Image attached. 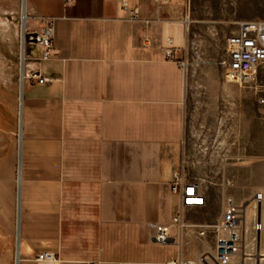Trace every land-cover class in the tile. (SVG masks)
Here are the masks:
<instances>
[{
  "label": "crops",
  "instance_id": "obj_1",
  "mask_svg": "<svg viewBox=\"0 0 264 264\" xmlns=\"http://www.w3.org/2000/svg\"><path fill=\"white\" fill-rule=\"evenodd\" d=\"M23 6L34 38L42 19L55 20V52L43 60L29 45L21 90L16 73L0 71V264L15 252L16 264H35L44 253L58 264H162L171 260L150 256L157 226L179 238L174 218L217 219L228 196L243 205L257 194L264 251V183H246L241 165L229 176L194 162L239 157L242 93L218 61L189 72L181 0H0L1 65L18 59ZM35 74L53 82L41 85ZM189 134L219 152L194 150ZM190 166L210 184L206 205L194 211L172 191L174 173L186 178ZM260 172L264 164L250 169L252 178ZM182 247L178 257H196Z\"/></svg>",
  "mask_w": 264,
  "mask_h": 264
},
{
  "label": "rangeland",
  "instance_id": "obj_2",
  "mask_svg": "<svg viewBox=\"0 0 264 264\" xmlns=\"http://www.w3.org/2000/svg\"><path fill=\"white\" fill-rule=\"evenodd\" d=\"M181 3L188 20L189 43L187 61L189 64L188 70L191 73L207 68V65L214 61H218L220 68L224 69L223 62L227 59L225 44L227 39L237 32L239 23L245 21L264 22V0H181ZM19 31L20 45L18 49V59L13 64H0V71L3 67L4 71L8 70L11 73H16L18 76V86L21 90L22 81L20 80L22 79V73L24 72L27 76L28 69V59L25 60L26 63L24 66L21 63V23ZM28 55L31 57V52H28ZM233 87H236L237 90L242 93L241 112L243 126L242 142L239 145L241 148L239 157H237V159H221L218 157V159L214 158L212 160L208 158L202 161L195 160L194 162L195 165L198 163L207 165L205 169L209 173L211 170L220 171L221 173L226 171L229 176L232 174L235 165H241L244 169V179L246 183L251 184L252 181L255 183H264V174L262 172L256 174L254 178H252L250 174V169H256L264 164V94L256 92L254 88H241L236 85H233ZM227 111L229 120V106ZM192 123L191 116L188 114L187 126L189 132L192 130ZM189 138H191L193 142L192 147L196 151L206 150L219 152L217 149L220 145L210 142L209 139L203 135L189 134ZM207 171L206 173H208ZM184 173L188 182L199 183L203 189L210 186V184L203 182V179L206 178L208 174H203L197 166H190ZM227 185L230 187L228 183ZM246 195L247 192L243 191L241 200H244ZM253 201L254 199L251 201L249 200L247 203L243 204V206H248ZM258 210L259 204L257 205L255 203L248 208L249 217L250 214H253V216L250 220H247L246 225L248 233L244 241L242 252L237 256L235 264H264V251L258 249V236L251 230L253 226H248V223L255 219L254 215L258 213ZM222 215L217 213V219H212L210 217L204 218L194 214L192 215L191 224L206 228L214 226L218 224V220ZM181 243L182 246L184 245V249L186 247L188 251L196 253V257L191 259H197L205 254L213 256L216 236L209 234L206 239H200L194 234H191L188 237H182ZM178 255L179 248L175 245H154L150 249V256L156 261L165 262L177 258ZM16 263L17 253L15 252L13 254V261L8 264Z\"/></svg>",
  "mask_w": 264,
  "mask_h": 264
},
{
  "label": "built area",
  "instance_id": "obj_3",
  "mask_svg": "<svg viewBox=\"0 0 264 264\" xmlns=\"http://www.w3.org/2000/svg\"><path fill=\"white\" fill-rule=\"evenodd\" d=\"M74 0H66L67 4ZM169 4L172 0H159ZM127 10V4L124 5ZM131 17L138 18V12H131ZM21 63H26L29 45L35 43L42 50V59L48 60L54 55V19H42V30L38 38L28 33V15L26 7L21 11ZM146 45L150 44L146 40ZM227 59L223 62L225 79L227 83L241 88H254L256 92L264 94V22L245 21L238 25L237 32L229 37L225 44ZM166 57L172 58L173 51L167 50ZM25 79V73H22ZM33 78L41 85L53 81L40 75ZM264 100V99H263ZM172 191L182 199V207L187 211H194L206 205L204 191L199 183L188 182L181 171L175 172L172 181ZM262 194H257L254 202L259 204ZM237 203L234 197L228 196L224 202V212L220 222L214 226L203 227L185 223L180 217L173 220L179 230V238L172 235V229L168 226H157L153 242L160 246L177 245L182 248V236L184 232L193 231L200 239H206L209 234L216 236L214 255H201L197 259L179 256L174 260L162 264H235L237 256L242 252L244 241L248 233L246 208ZM263 229L262 223L255 220L253 231L257 235ZM35 264H58L55 254L44 253L36 257Z\"/></svg>",
  "mask_w": 264,
  "mask_h": 264
},
{
  "label": "bare ground",
  "instance_id": "obj_4",
  "mask_svg": "<svg viewBox=\"0 0 264 264\" xmlns=\"http://www.w3.org/2000/svg\"><path fill=\"white\" fill-rule=\"evenodd\" d=\"M24 79V78H23ZM255 203V202H254ZM256 204V203H255ZM247 210V209H246Z\"/></svg>",
  "mask_w": 264,
  "mask_h": 264
}]
</instances>
